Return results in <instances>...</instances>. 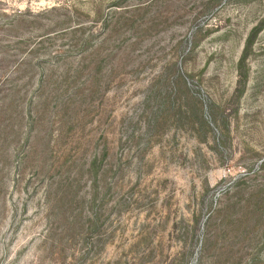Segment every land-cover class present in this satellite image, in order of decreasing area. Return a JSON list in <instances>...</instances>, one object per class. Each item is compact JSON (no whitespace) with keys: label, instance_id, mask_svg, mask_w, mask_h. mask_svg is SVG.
Listing matches in <instances>:
<instances>
[{"label":"rangeland","instance_id":"1","mask_svg":"<svg viewBox=\"0 0 264 264\" xmlns=\"http://www.w3.org/2000/svg\"><path fill=\"white\" fill-rule=\"evenodd\" d=\"M262 20L0 0V264H264Z\"/></svg>","mask_w":264,"mask_h":264},{"label":"trees","instance_id":"2","mask_svg":"<svg viewBox=\"0 0 264 264\" xmlns=\"http://www.w3.org/2000/svg\"><path fill=\"white\" fill-rule=\"evenodd\" d=\"M262 31H264V20L260 21L251 30V32H250V34H249V36H248V38L246 40V43H245L241 58H240V60L238 62V76H239V79H238V82H237L238 86H237L236 92L238 93L239 96L243 93L244 87H245V84H246V81H247L246 70H245V62H246L248 56L251 53L252 46L254 44L255 39L257 38V36ZM262 167H264V162H262ZM96 174H97V172L95 171L94 172V179L96 178Z\"/></svg>","mask_w":264,"mask_h":264}]
</instances>
